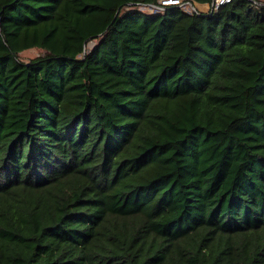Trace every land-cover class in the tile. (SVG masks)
<instances>
[{
  "label": "trees",
  "instance_id": "obj_1",
  "mask_svg": "<svg viewBox=\"0 0 264 264\" xmlns=\"http://www.w3.org/2000/svg\"><path fill=\"white\" fill-rule=\"evenodd\" d=\"M152 4L0 0V264H264V0Z\"/></svg>",
  "mask_w": 264,
  "mask_h": 264
},
{
  "label": "built area",
  "instance_id": "obj_2",
  "mask_svg": "<svg viewBox=\"0 0 264 264\" xmlns=\"http://www.w3.org/2000/svg\"><path fill=\"white\" fill-rule=\"evenodd\" d=\"M231 2V0H213L211 3H199L194 0H158V4L149 5L156 10L164 9L166 6H177L184 12L192 13H209L212 9H217L220 5Z\"/></svg>",
  "mask_w": 264,
  "mask_h": 264
},
{
  "label": "rangeland",
  "instance_id": "obj_3",
  "mask_svg": "<svg viewBox=\"0 0 264 264\" xmlns=\"http://www.w3.org/2000/svg\"><path fill=\"white\" fill-rule=\"evenodd\" d=\"M143 11H146L148 13H157V12H162L163 10L162 9H154V8H151L150 6H144L142 5L140 7ZM94 45V41H91L89 42V44L87 45L88 46V50ZM43 53V50L40 49V48H37V47H34V48H30V49H27V50H24L23 52L20 53V58L24 61H28L32 58H35L37 56H39L40 54Z\"/></svg>",
  "mask_w": 264,
  "mask_h": 264
}]
</instances>
